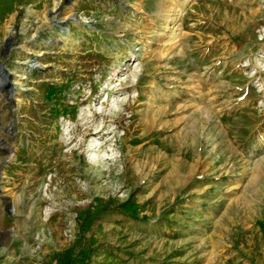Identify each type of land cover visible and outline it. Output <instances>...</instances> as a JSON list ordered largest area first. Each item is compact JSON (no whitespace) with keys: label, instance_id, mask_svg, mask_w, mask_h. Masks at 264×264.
<instances>
[{"label":"rangeland","instance_id":"obj_1","mask_svg":"<svg viewBox=\"0 0 264 264\" xmlns=\"http://www.w3.org/2000/svg\"><path fill=\"white\" fill-rule=\"evenodd\" d=\"M0 264H264V0H0Z\"/></svg>","mask_w":264,"mask_h":264},{"label":"trees","instance_id":"obj_2","mask_svg":"<svg viewBox=\"0 0 264 264\" xmlns=\"http://www.w3.org/2000/svg\"><path fill=\"white\" fill-rule=\"evenodd\" d=\"M113 200H109L102 204L101 211H122V204H114Z\"/></svg>","mask_w":264,"mask_h":264},{"label":"bare ground","instance_id":"obj_3","mask_svg":"<svg viewBox=\"0 0 264 264\" xmlns=\"http://www.w3.org/2000/svg\"><path fill=\"white\" fill-rule=\"evenodd\" d=\"M14 84L16 83V82H13Z\"/></svg>","mask_w":264,"mask_h":264},{"label":"crops","instance_id":"obj_4","mask_svg":"<svg viewBox=\"0 0 264 264\" xmlns=\"http://www.w3.org/2000/svg\"><path fill=\"white\" fill-rule=\"evenodd\" d=\"M9 227V226H8Z\"/></svg>","mask_w":264,"mask_h":264}]
</instances>
